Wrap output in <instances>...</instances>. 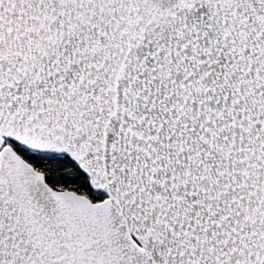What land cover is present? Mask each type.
<instances>
[{
    "label": "snow or ice",
    "instance_id": "obj_1",
    "mask_svg": "<svg viewBox=\"0 0 264 264\" xmlns=\"http://www.w3.org/2000/svg\"><path fill=\"white\" fill-rule=\"evenodd\" d=\"M0 264H264V0H0Z\"/></svg>",
    "mask_w": 264,
    "mask_h": 264
}]
</instances>
